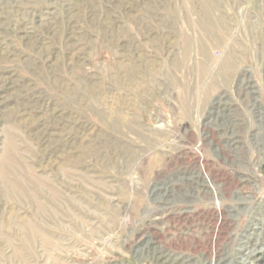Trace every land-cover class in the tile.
<instances>
[{
	"label": "rangeland",
	"instance_id": "obj_1",
	"mask_svg": "<svg viewBox=\"0 0 264 264\" xmlns=\"http://www.w3.org/2000/svg\"><path fill=\"white\" fill-rule=\"evenodd\" d=\"M0 264H264V0H0Z\"/></svg>",
	"mask_w": 264,
	"mask_h": 264
}]
</instances>
